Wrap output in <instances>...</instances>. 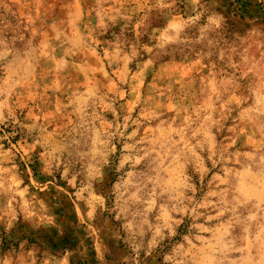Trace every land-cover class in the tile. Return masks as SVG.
I'll list each match as a JSON object with an SVG mask.
<instances>
[{
	"label": "rangeland",
	"instance_id": "374dc122",
	"mask_svg": "<svg viewBox=\"0 0 264 264\" xmlns=\"http://www.w3.org/2000/svg\"><path fill=\"white\" fill-rule=\"evenodd\" d=\"M0 264H264V0H0Z\"/></svg>",
	"mask_w": 264,
	"mask_h": 264
}]
</instances>
